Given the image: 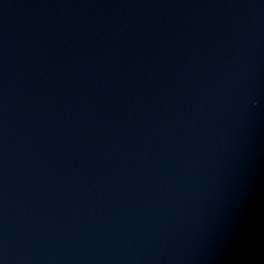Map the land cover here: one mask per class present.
<instances>
[{"label":"water","instance_id":"water-1","mask_svg":"<svg viewBox=\"0 0 264 264\" xmlns=\"http://www.w3.org/2000/svg\"><path fill=\"white\" fill-rule=\"evenodd\" d=\"M0 264H264V0H0Z\"/></svg>","mask_w":264,"mask_h":264}]
</instances>
